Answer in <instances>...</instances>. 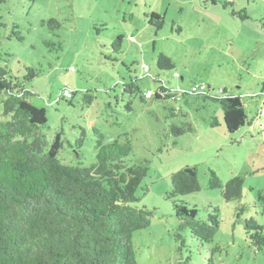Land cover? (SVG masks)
<instances>
[{
  "label": "rangeland",
  "instance_id": "obj_1",
  "mask_svg": "<svg viewBox=\"0 0 264 264\" xmlns=\"http://www.w3.org/2000/svg\"><path fill=\"white\" fill-rule=\"evenodd\" d=\"M151 13L161 16L160 28ZM159 54L174 70L157 68ZM142 64L149 76L139 80ZM0 65L45 110L48 143L62 130L61 163H92L96 129L104 143L128 142V161L147 168L136 206L151 217L133 234L137 264H177L186 256L191 264H264V246L256 249L244 228L253 219L264 236V0H0ZM135 79L141 93L203 85L239 97L249 124L228 133L218 104L200 98L142 102L124 92ZM63 89L71 99L60 97ZM173 127L190 130L179 135ZM78 140L77 154L71 146ZM186 167H196L199 192L167 199L171 175ZM210 172L222 185L242 178L241 197L224 201L221 189H210ZM179 201L201 221L217 216L203 250L189 235L177 250Z\"/></svg>",
  "mask_w": 264,
  "mask_h": 264
},
{
  "label": "trees",
  "instance_id": "obj_2",
  "mask_svg": "<svg viewBox=\"0 0 264 264\" xmlns=\"http://www.w3.org/2000/svg\"><path fill=\"white\" fill-rule=\"evenodd\" d=\"M150 18L157 21V29L161 27V16L151 13ZM143 65L145 74L149 67L145 65L148 67L145 72ZM156 66L162 71L175 68L173 61L163 54L157 56ZM153 80L160 83L158 78ZM136 82V79L130 82L124 92L144 102L149 89L141 93ZM194 87L203 90L192 91ZM161 89L157 88L149 99L178 102L190 96L218 104L228 133L249 124L239 97L225 95L223 91L211 93L203 85H193L189 92L167 91L164 96L158 94ZM65 91L69 90L63 89L60 97L71 99L72 95L70 98L63 95ZM30 95L24 84L0 65V106L4 118L0 121V264H137L133 234L147 228L151 217L147 208L136 206L139 199L136 193L147 168L128 161L132 151L128 142L104 143L103 135L96 129H93L97 139L92 163L88 166L61 163L59 154L67 142L63 132L60 130L48 143L41 132L47 122L46 112L29 102ZM126 109L130 111V103ZM262 111L260 114L264 115ZM211 126H218V122L213 120ZM186 130L172 128L179 135ZM80 144L78 140L71 146L76 147L77 154ZM210 175V189H221L224 201L241 197L242 178L235 176L222 185L214 172ZM199 190L196 167H186L171 175L167 199ZM175 208L179 221L177 250L186 246L187 235L203 250L218 230L217 216L201 221L197 209L183 201ZM244 228L256 249L264 246L262 226L247 219ZM177 264H191L190 256L181 258Z\"/></svg>",
  "mask_w": 264,
  "mask_h": 264
},
{
  "label": "built area",
  "instance_id": "obj_3",
  "mask_svg": "<svg viewBox=\"0 0 264 264\" xmlns=\"http://www.w3.org/2000/svg\"><path fill=\"white\" fill-rule=\"evenodd\" d=\"M143 71H145V72L148 71V67L145 66V65H143ZM197 89L203 90V88H201V87H200V88L194 87V88L192 89V91H196ZM153 93H154V91H151V90L146 91V93H145V98H146V99H149L150 97L153 96ZM164 93H165V94H164ZM158 94H159V95L162 94V96L167 95L166 92H164L163 89H161V91H158ZM63 95H64L66 98H70L71 95H72V93H71L70 91H65ZM262 114H264V111H262Z\"/></svg>",
  "mask_w": 264,
  "mask_h": 264
},
{
  "label": "crops",
  "instance_id": "obj_4",
  "mask_svg": "<svg viewBox=\"0 0 264 264\" xmlns=\"http://www.w3.org/2000/svg\"><path fill=\"white\" fill-rule=\"evenodd\" d=\"M182 79V78H181Z\"/></svg>",
  "mask_w": 264,
  "mask_h": 264
}]
</instances>
